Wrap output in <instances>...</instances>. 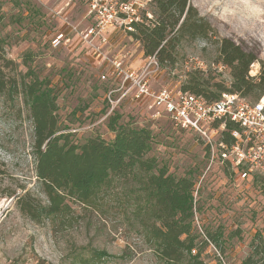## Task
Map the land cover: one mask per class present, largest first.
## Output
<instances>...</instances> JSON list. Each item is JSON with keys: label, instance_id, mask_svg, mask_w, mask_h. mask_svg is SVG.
Instances as JSON below:
<instances>
[{"label": "rangeland", "instance_id": "rangeland-1", "mask_svg": "<svg viewBox=\"0 0 264 264\" xmlns=\"http://www.w3.org/2000/svg\"><path fill=\"white\" fill-rule=\"evenodd\" d=\"M188 1L209 22L214 38L230 39L264 60V0ZM85 11V0H0V36L6 57L17 65L16 74L26 84L35 77L42 80L41 90L55 96L58 133L68 135L77 146L89 137L112 140L108 127L112 117L117 126L128 123L148 129L147 155L169 174L188 176L196 185L193 227L198 246L192 253L200 250L209 264L215 258L223 264H242L249 256L263 264L264 177L252 173L241 179L238 171L219 164L207 169L198 135L174 130L164 115L154 117L149 102L132 98L133 91L120 99V76L110 73V65L97 60L79 39ZM59 33L64 39L55 46ZM109 38L105 56H117L125 71L144 67L148 58L139 42L126 33ZM216 59L213 41L183 37L174 65H159L149 84L154 90L181 86L188 73L201 71L228 86L229 70L220 71ZM194 62H201L204 69L195 68ZM258 70L253 64L250 75ZM26 90V85L20 86L18 94L0 96V264H158L121 196L118 200L107 196L99 211L72 205L73 212L56 222L35 224L19 213L16 199L25 192L44 199L34 170ZM111 192L120 193L121 188L117 185ZM93 251L100 259L93 258Z\"/></svg>", "mask_w": 264, "mask_h": 264}, {"label": "trees", "instance_id": "trees-1", "mask_svg": "<svg viewBox=\"0 0 264 264\" xmlns=\"http://www.w3.org/2000/svg\"><path fill=\"white\" fill-rule=\"evenodd\" d=\"M150 11L152 18L147 23L136 24L134 31L127 33L139 42L145 58L154 56L159 65L172 66L178 42L188 37L213 41L216 63L229 70L228 86L201 71L190 72L181 85L183 91L202 96L208 102L218 100L225 93L253 97L255 101L264 96V60L230 39L214 38L209 22L199 16L188 0H153ZM253 64H258L259 70L251 76ZM16 68L6 57L0 36V96L16 95L19 87L26 85L31 100L34 170L44 197L29 192L18 196L19 213L35 224L56 222L73 212L72 205L99 211L105 206L107 196L117 200L121 196L130 205L136 228L158 264H209L202 259L200 250L192 253L198 246L193 227L196 185L188 176L176 178L169 174L165 167L157 166L155 158L147 155L150 131L128 123L117 126L112 117L108 122L114 133L112 140L89 137L77 146L68 135L58 133L55 96L41 90L42 80L38 77L26 84L16 74ZM229 139L225 134V141ZM117 185L121 192L114 194L111 190ZM260 193L264 199V184ZM92 256L101 257L95 251ZM213 264L223 263L215 258ZM242 264H257V261L249 256Z\"/></svg>", "mask_w": 264, "mask_h": 264}, {"label": "built area", "instance_id": "built-area-1", "mask_svg": "<svg viewBox=\"0 0 264 264\" xmlns=\"http://www.w3.org/2000/svg\"><path fill=\"white\" fill-rule=\"evenodd\" d=\"M153 0H85L86 21L79 39L99 61L110 65V73L120 76V99L133 91L135 100L146 99L154 117L165 116L174 130L190 131L198 135L207 154L208 168L214 164L227 166L245 179L252 173L264 177V96L251 102L235 93L222 94L208 102L202 96L183 91L180 85L151 88L149 82L159 72L154 56L136 72L125 71L119 58H108L103 50L110 44L109 36L133 32L136 24L152 18ZM73 30H76L75 28ZM59 33L53 45L61 44ZM195 68L203 70L201 62ZM225 66L219 64L221 71ZM110 112L107 113V117ZM228 134L229 141H225Z\"/></svg>", "mask_w": 264, "mask_h": 264}, {"label": "crops", "instance_id": "crops-1", "mask_svg": "<svg viewBox=\"0 0 264 264\" xmlns=\"http://www.w3.org/2000/svg\"><path fill=\"white\" fill-rule=\"evenodd\" d=\"M114 34V33H113ZM112 35V34H111Z\"/></svg>", "mask_w": 264, "mask_h": 264}]
</instances>
